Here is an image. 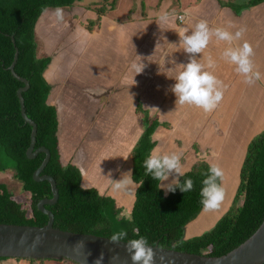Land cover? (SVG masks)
Returning a JSON list of instances; mask_svg holds the SVG:
<instances>
[{"label":"crops","instance_id":"crops-1","mask_svg":"<svg viewBox=\"0 0 264 264\" xmlns=\"http://www.w3.org/2000/svg\"><path fill=\"white\" fill-rule=\"evenodd\" d=\"M225 1L227 0H185L186 5L178 4L179 8L174 10V7L170 14L163 11L154 18L138 17L132 22L122 24L120 31L107 32L101 27L98 30L99 35L95 38L94 35L89 37L83 34L85 41L81 42H84L85 49L82 54L74 56L81 65L82 58L87 62L83 69L88 74H81L79 71L74 75L76 87L65 97V106L68 109H74L75 106L84 118L89 117V123L92 122L96 128V137L86 136L87 142L84 140L79 144L81 134H72L76 132L74 130L78 125L71 121L73 115L69 112L64 116L67 124L64 127L65 134L61 136L58 120L57 135L60 134L62 139L60 142V137L57 136L58 150L66 143L67 150L72 154L70 157H73L71 164L80 171L81 187L94 188L100 195L101 190H110L114 195L105 196L115 201L118 196L121 201L127 194L132 193L133 196L137 188L134 184L128 192H117L112 189L109 179L119 180L123 172H132L131 151L143 132V111L151 110L160 114L158 121L170 123V129L176 139L178 134L183 135L184 140L180 138L183 145L180 147L173 143L166 145L164 141L159 142L160 136L167 132L164 126H159L152 135V140L155 141L153 150L181 154L183 170L191 168L197 162L189 158L191 149L186 144L188 139L195 136L198 145L193 151V159L200 160L199 155L205 153L203 161L206 158L207 164L217 163L222 167L225 172L223 186L226 195L219 209L208 214L202 210L197 219L187 225L184 231L185 240L210 230L224 214L239 184V173L246 153V148L243 149L240 144H246L247 147L249 141L264 130V28L263 14L259 9L256 10L262 4L237 12L224 7ZM179 15L186 16L184 22L177 20ZM161 16H166L167 21H161ZM199 20H206L210 28H224L233 34L244 28L243 37L234 41L232 46L241 45L245 40L249 42L254 50L252 59L255 70L261 73L260 80L252 85L246 84L244 77L235 71L236 66L222 58V52L229 46L228 43L217 41L213 36L205 51L196 54V58L205 66L206 58L211 54L216 66L212 69L206 67V70L213 72L224 85L223 99L210 113L194 106L175 105L176 98L170 91V86L175 83L172 78L180 70L179 64L187 63L189 56L183 51L177 32L187 29L190 33L193 25ZM71 57V54L66 55L64 61L70 63ZM133 61H141L146 65L141 74L135 75L130 71ZM149 74L152 75L147 81ZM149 116L154 117L152 114ZM167 116L170 122L161 120V117ZM210 116L218 118L219 129L216 125L213 131L207 126V118ZM114 126H118L116 135L113 133L116 130H109ZM180 128L182 132H179ZM73 137L76 140H73ZM237 138L241 139L242 143L236 141ZM235 142L238 143L237 147H233ZM222 147L225 149L222 150ZM217 158L220 159L219 162L216 161ZM170 180L171 177L168 182ZM161 190L166 195L165 191ZM132 196L131 204L134 201Z\"/></svg>","mask_w":264,"mask_h":264},{"label":"trees","instance_id":"trees-1","mask_svg":"<svg viewBox=\"0 0 264 264\" xmlns=\"http://www.w3.org/2000/svg\"><path fill=\"white\" fill-rule=\"evenodd\" d=\"M80 1L0 0V177L8 173L12 176L9 183L0 178V224L45 226L48 218L37 208V204L52 197L47 181L36 182L33 179V173L39 168L45 155L39 153L34 159L26 157L32 128L21 117L16 95L24 84L14 78L9 70L17 51L14 72L17 77L28 82V89L21 96L26 116L37 128L34 150L44 147L50 154L41 175L50 176L58 191L57 202L44 206L53 215L54 228L104 238H109L112 232L123 228L128 234L124 242L144 236L149 246L157 245L160 248L208 257L225 255L247 240L264 219V130L253 137L246 148L239 184L226 213L210 230L187 240L183 239L185 227L203 210L199 193L205 178L203 173H207L209 164L199 160L180 178L181 182L188 178L193 180L192 191L183 193L177 189L174 193L164 195L157 188L158 182L151 176H145L143 160L155 147L153 133L159 126L165 127L166 124L150 117L145 111L142 112L143 132L131 151L132 178L137 188L130 218L119 217L122 210L113 198L100 195L94 188H82L81 174L75 166H62L57 141V113L54 106L47 104L50 87L43 77L51 59L36 57L34 30L45 10L55 9L57 6L62 9L72 8ZM108 1L103 0L102 4L106 6ZM263 3L264 0H247L240 6L230 2L223 6L240 12ZM115 4L116 0H112L108 7L95 8L94 12L99 17L103 16ZM87 30L93 31L92 28ZM5 159L9 162L8 165L5 164ZM17 184L29 196L28 210L14 200L12 189ZM26 261L34 262L30 259Z\"/></svg>","mask_w":264,"mask_h":264},{"label":"clouds","instance_id":"clouds-1","mask_svg":"<svg viewBox=\"0 0 264 264\" xmlns=\"http://www.w3.org/2000/svg\"><path fill=\"white\" fill-rule=\"evenodd\" d=\"M54 16L57 21H63V9L59 6L55 8ZM161 21H167L166 16L160 17ZM245 29L240 28L234 34L224 28H210L206 20L196 22L190 33L184 29L178 33L179 43L183 46V51L188 56L187 63L179 64V71L172 79L175 83L170 86V91L175 96V105H188L202 109L205 113L214 111L223 99L224 85L211 71L206 70L215 68L216 61L211 54L207 56V65L201 63L196 58V54H201L208 47L213 36L217 41L228 43V47L222 52V58L235 65V71L244 77L246 84L252 85L261 79V73L255 70V65L252 57L254 56L253 47L246 40L243 44L233 47V42L240 40L244 35ZM146 67L141 61H133L130 65V71L135 75L141 74ZM134 75V77H135ZM133 77V80H134ZM135 80L134 83L135 84ZM159 110L158 108L153 107ZM127 160L128 158H124ZM182 156L176 152L161 153L158 150H152L143 160L145 176L157 181V188L163 189L165 194L175 192L179 189L186 193L193 190L194 182L191 178L181 182V177L184 176L182 171ZM119 171V169H117ZM111 172L109 173V176ZM205 178L202 181L200 189V203L205 212L215 211L220 208L225 199L226 190L223 186L225 172L217 163L209 164L207 173H203ZM171 177L170 182L169 178ZM112 189L117 192H128L130 186L136 182L132 178L131 170L123 172L119 180L109 179ZM167 182V183H165ZM127 231L120 228L112 232L108 241L113 244L125 241ZM137 235H139L137 233ZM185 240V239H184ZM85 249V243L80 240L73 247L75 255L80 256ZM126 252L129 254L132 264H156V252L149 246L148 240L144 236H139L136 239H128L125 246ZM104 257L100 255L95 260L94 264H102ZM119 257L113 256L112 261H117ZM161 261L164 257H159ZM82 264H87V256L84 257Z\"/></svg>","mask_w":264,"mask_h":264},{"label":"rangeland","instance_id":"rangeland-1","mask_svg":"<svg viewBox=\"0 0 264 264\" xmlns=\"http://www.w3.org/2000/svg\"><path fill=\"white\" fill-rule=\"evenodd\" d=\"M103 0H81L78 4L73 6L72 8L63 9L64 13V19L63 21H57L54 16L55 9H47L44 11V13L39 18L36 26H35V40H36V57L37 58H45L49 57L51 58V61L46 68L43 77L46 79L50 86V93L47 99V104H51L55 106L56 113H57V121L59 120V127L61 128L60 134L63 136L65 134V126L67 124L65 119V114L69 112L73 115L71 121L74 124H77L78 127L74 131L75 133H72L73 135L81 134V138H79V144H81L86 136L90 137H96L94 133L96 128L93 126V123H89L88 120L89 117L84 118L82 112L77 108L73 107L74 109L67 108L65 106L66 96H69V92L72 91L75 86V79L74 75L78 74L79 71H81V74H88L86 71H84V67L87 65V62L83 61V58L81 60L82 65L79 64L78 58L74 55H80L82 54L83 50L85 49V34L86 36L94 35V38L99 35V31L102 27L107 32H116L120 31L122 29V24L127 22H132L136 18H143L144 16L147 17H155L158 16L159 13L165 11L167 14L171 13V10H174L179 8L178 4H185V0H116L115 7H112V9H107L105 12L106 14L103 16H97L95 11V8H103L105 4H102ZM112 0H109L105 7H108L110 2ZM247 0H227L225 1L226 4L228 2L233 3L234 5L244 4ZM96 3V5L89 6L90 3ZM178 5V7H177ZM186 5V4H185ZM184 5V6H185ZM226 7V6H224ZM259 12H262V27L264 28V4L259 6L256 10ZM89 10V11H88ZM256 13H259L257 12ZM173 12V11H172ZM174 13V12H173ZM107 27V28H106ZM93 29V31H88L87 29ZM97 31H94V30ZM90 33V34H89ZM264 34V33H263ZM84 37H83V36ZM82 36V37H81ZM89 40V39H88ZM79 41V42H76ZM76 51V53H75ZM72 55L71 62H65L64 59L66 55ZM67 59V58H66ZM91 67V66H90ZM152 74H149L147 77V81L149 80V77ZM73 97V96H72ZM102 96H99L101 98ZM68 99V97H67ZM147 115H153L156 119L161 116L158 113L147 111L145 110ZM138 115V114H137ZM64 117V118H63ZM76 119L77 121L75 122ZM208 123L207 126H210L214 131L216 128L217 122L219 121L218 118L215 116H210L207 118ZM85 120V121H84ZM87 120V121H86ZM161 120L170 122L169 117H161ZM70 122V120H69ZM167 132H165L164 135L160 136L159 142H165L167 144H175L176 146L180 147L181 144L183 145L182 140H184L183 135L178 134V138H175V134L173 133V130L170 129V123H165ZM217 128L219 129V126L217 125ZM110 131L116 130L114 135L118 133V126H114L113 128L110 127ZM256 130V125L255 129ZM94 131V132H93ZM179 132H182V129L180 128ZM59 136V140L61 142V136ZM82 134L84 135L82 137ZM253 134V133H252ZM251 134V135H252ZM248 137V136H247ZM246 137V138H247ZM182 138V140L180 139ZM245 138V139H246ZM68 140V137L66 138ZM72 139V138H71ZM88 139V138H87ZM73 140L74 139L73 137ZM189 141L186 142L188 147L191 149V153L189 158L193 161H199L198 159H193V151H195L196 146L198 145V142H196V137L193 136L191 139H188ZM87 142V140H85ZM239 143H242L241 139H236ZM251 141V140H250ZM249 141V142H250ZM249 144V143H248ZM243 149L247 148L246 144H240ZM238 143H233V147H237ZM222 150L225 149L224 147L221 148ZM241 149V148H240ZM222 150L219 152L218 155L220 158V155L222 153ZM242 150V149H241ZM240 150V152H241ZM60 157H61V164L62 166H66L67 164L73 163V157H70L72 154L69 150L66 148V143L60 148ZM202 160L205 157V153H201L199 155ZM197 158V157H196ZM217 158L216 161L219 162L220 159ZM205 160H208L205 158ZM204 160V161H205ZM5 164L8 165V161L4 160ZM72 165V164H71ZM191 168L189 167L186 170H183V172L189 171ZM80 172V171H79ZM1 181L5 183H9L12 179V176L10 173L1 175ZM9 188H13V186L8 185ZM12 193H14V200L18 201L20 204H22V208L29 209L30 202H29V196L27 194H24L21 191L20 184H17L15 188L12 189ZM100 193L102 195H112L113 193L110 190L103 191L101 190ZM114 195V194H113ZM112 195V196H113ZM167 195V194H166ZM132 193L127 194L123 201H121V197H117V205L122 210L119 214L120 218H130V208H131V199ZM115 197V196H114ZM134 199V195L132 196ZM234 198V197H233ZM233 198L230 199L228 202L227 208H225L224 214L230 207V205L233 202ZM122 203V205H121ZM239 204V202H238ZM237 204V205H238ZM208 214V212H206ZM197 219V218H196ZM195 219V220H196ZM194 220V221H195ZM200 222V221H199ZM201 225V222H200ZM187 227V226H186ZM185 227V228H186ZM208 231V230H206ZM205 232V231H204ZM203 232V233H204ZM184 237V235H183ZM190 239V238H188ZM0 264H74L70 261H58V260H45L44 262H28L24 260H16V259H6V260H0Z\"/></svg>","mask_w":264,"mask_h":264},{"label":"water","instance_id":"water-1","mask_svg":"<svg viewBox=\"0 0 264 264\" xmlns=\"http://www.w3.org/2000/svg\"><path fill=\"white\" fill-rule=\"evenodd\" d=\"M18 53L16 51L14 60L9 70L12 76L24 84L17 90V98L20 104L21 117L24 122L31 126L30 144L26 151L28 159H34L39 153H43V159L39 168L33 173L36 182L47 181L50 184L52 197L43 199L37 204V208L47 216L48 222L42 227L20 226L10 224H0V258L22 259V260H62L66 259L75 264H82L87 256V264H94L95 260L103 254L102 264H132L129 254L125 250L126 242L117 244L110 243L108 238L77 234L62 231L53 227V215L44 208L45 205H52L57 202L58 191L55 181L47 175H41L47 165L50 154L44 147L34 150L36 125L27 118L24 102L21 94L28 89V82L19 78L14 72V66ZM184 239V237H183ZM80 240L85 243L83 254L77 256L73 252V247ZM156 252V264H264V219L257 230L243 243L219 257H208L204 255L190 254L186 252L174 251L160 248L157 245L151 246ZM117 256V261H112V257ZM163 256L161 261L159 257Z\"/></svg>","mask_w":264,"mask_h":264},{"label":"built area","instance_id":"built-area-1","mask_svg":"<svg viewBox=\"0 0 264 264\" xmlns=\"http://www.w3.org/2000/svg\"><path fill=\"white\" fill-rule=\"evenodd\" d=\"M185 19H186V16H185V15H179V16L177 17V20H178L180 23L184 22Z\"/></svg>","mask_w":264,"mask_h":264}]
</instances>
